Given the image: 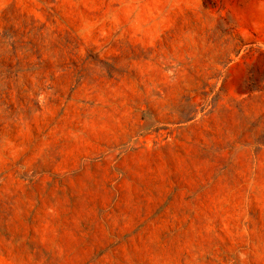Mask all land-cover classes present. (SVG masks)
Here are the masks:
<instances>
[{"label": "rangeland", "instance_id": "rangeland-1", "mask_svg": "<svg viewBox=\"0 0 264 264\" xmlns=\"http://www.w3.org/2000/svg\"><path fill=\"white\" fill-rule=\"evenodd\" d=\"M0 264H264V0H0Z\"/></svg>", "mask_w": 264, "mask_h": 264}]
</instances>
